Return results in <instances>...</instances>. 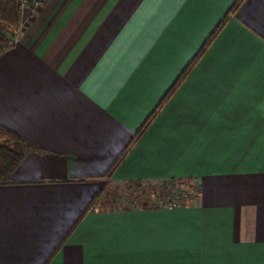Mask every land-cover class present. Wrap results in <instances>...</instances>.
Listing matches in <instances>:
<instances>
[{"label":"crops","instance_id":"obj_1","mask_svg":"<svg viewBox=\"0 0 264 264\" xmlns=\"http://www.w3.org/2000/svg\"><path fill=\"white\" fill-rule=\"evenodd\" d=\"M26 6L0 53L24 154L0 264H264V0ZM181 179L199 188L181 205L99 202Z\"/></svg>","mask_w":264,"mask_h":264},{"label":"rangeland","instance_id":"obj_2","mask_svg":"<svg viewBox=\"0 0 264 264\" xmlns=\"http://www.w3.org/2000/svg\"><path fill=\"white\" fill-rule=\"evenodd\" d=\"M197 190L199 188L196 183L188 179L132 183L115 191L112 196L103 197L99 202L116 208H140L157 204L181 205Z\"/></svg>","mask_w":264,"mask_h":264},{"label":"trees","instance_id":"obj_3","mask_svg":"<svg viewBox=\"0 0 264 264\" xmlns=\"http://www.w3.org/2000/svg\"><path fill=\"white\" fill-rule=\"evenodd\" d=\"M21 22L22 12L17 0H0V53L14 45V37L21 27ZM184 74H187V71ZM184 74L182 78L186 76ZM21 142L22 139L16 132L0 125V183L13 181L14 169L24 158V154L15 148V145Z\"/></svg>","mask_w":264,"mask_h":264},{"label":"built area","instance_id":"obj_4","mask_svg":"<svg viewBox=\"0 0 264 264\" xmlns=\"http://www.w3.org/2000/svg\"><path fill=\"white\" fill-rule=\"evenodd\" d=\"M28 1L29 0H17L18 7L20 8L22 13L26 9V7H27L26 5H28ZM40 1L42 2V1H45V0H40Z\"/></svg>","mask_w":264,"mask_h":264}]
</instances>
